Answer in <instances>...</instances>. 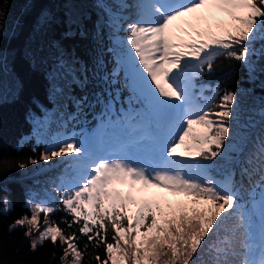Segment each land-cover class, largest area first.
<instances>
[{"label":"snow or ice","instance_id":"6c2138e0","mask_svg":"<svg viewBox=\"0 0 264 264\" xmlns=\"http://www.w3.org/2000/svg\"><path fill=\"white\" fill-rule=\"evenodd\" d=\"M100 6L109 26L127 33L117 44L119 64L141 108L125 114L131 131L121 138L55 137L39 159L62 158L68 165L57 188L60 205L29 201L31 216L16 219L9 231L26 227L33 252L45 242L59 243L61 264L69 257L81 264L91 246L103 249L104 258L94 256L96 264H198L206 250L204 264H264V137L247 161L254 166L243 169L250 185L245 200L233 174H213L232 149L237 93L226 91L219 103L202 104L196 92V79L211 73L218 57L264 73L258 65L264 60V0L120 4L134 9L131 21ZM69 74L73 84L87 87L86 72ZM105 107L110 111L112 105ZM165 193L186 199L173 203ZM2 203L4 212L12 207ZM58 210L71 219L49 223ZM61 223L77 231L66 235Z\"/></svg>","mask_w":264,"mask_h":264},{"label":"trees","instance_id":"16d2710c","mask_svg":"<svg viewBox=\"0 0 264 264\" xmlns=\"http://www.w3.org/2000/svg\"><path fill=\"white\" fill-rule=\"evenodd\" d=\"M100 1L0 0V264H61L59 257L63 252L59 243L53 246L45 242L33 252L25 236L26 227L12 231L9 227L16 219L31 216L29 201L44 204V187L57 190L60 171L29 176L46 163L39 159L44 148L32 143L41 131L39 123L49 134L58 128L42 108H49L54 100L71 107L73 101L81 99L82 87L73 84L69 73L87 74L93 36L103 26ZM131 1V5L137 2ZM115 4L119 7L120 3ZM127 11L134 9L130 7ZM258 65L264 66V60H258ZM219 69L227 77L222 81L220 96L226 91L237 93L232 139L243 136L245 130L256 131L264 124V73L259 68L250 73L242 62L225 58ZM29 158L38 163H29ZM55 161L64 162L62 158L48 162ZM19 163H25L26 167L19 168ZM181 199L186 198L173 196L169 200L175 203ZM4 200L12 205L7 212L3 211ZM48 222L59 221L49 214ZM60 226L66 235L70 234L71 230ZM32 239H36L35 232ZM83 243L79 240L81 248ZM212 243L215 240L209 241ZM96 254L104 258L102 248L91 246L81 264H96ZM207 259L206 250L200 254L198 264ZM67 264H71V257Z\"/></svg>","mask_w":264,"mask_h":264},{"label":"bare ground","instance_id":"6f19581e","mask_svg":"<svg viewBox=\"0 0 264 264\" xmlns=\"http://www.w3.org/2000/svg\"><path fill=\"white\" fill-rule=\"evenodd\" d=\"M91 61H92V59H91ZM91 61H90V58H89V62H88V65L87 66H89L91 64Z\"/></svg>","mask_w":264,"mask_h":264}]
</instances>
